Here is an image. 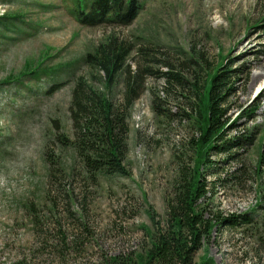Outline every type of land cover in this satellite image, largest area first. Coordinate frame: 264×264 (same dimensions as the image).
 <instances>
[{
    "label": "rangeland",
    "instance_id": "374dc122",
    "mask_svg": "<svg viewBox=\"0 0 264 264\" xmlns=\"http://www.w3.org/2000/svg\"><path fill=\"white\" fill-rule=\"evenodd\" d=\"M75 2L0 0V17L22 16L0 21V84L9 75L18 80L26 63L31 70L43 63L45 70L38 79L0 85V161H14L16 145L31 139L27 125L38 133L37 154L22 173L28 176L23 194L18 186L0 198V264H107L139 250L143 226L152 224L150 208L164 218L167 190L179 166L190 164V143L199 131L186 114L196 98V72L202 78L200 66L208 64L244 67V82L230 102L240 131L229 137L255 132L257 142L213 157L218 175L206 176L214 197L205 217H250L258 205L261 213L264 163L262 176L254 172L264 152V0L147 1L127 27L83 26L72 15ZM112 38L130 52L109 91L126 128L129 175L89 178L70 145L69 106L80 78L104 91L83 57ZM172 73L182 83L167 76ZM135 75L141 96L130 106L127 81ZM246 109H254L252 123L243 119ZM239 169V185L219 181ZM206 259L264 264V224L217 226L195 264Z\"/></svg>",
    "mask_w": 264,
    "mask_h": 264
},
{
    "label": "trees",
    "instance_id": "16d2710c",
    "mask_svg": "<svg viewBox=\"0 0 264 264\" xmlns=\"http://www.w3.org/2000/svg\"><path fill=\"white\" fill-rule=\"evenodd\" d=\"M147 1L153 0H76L71 11L77 22L86 27H127L137 20ZM20 17H0V21L17 20ZM129 55L130 52L123 46L116 45L114 38L100 45L95 52L87 53L83 60L93 68L95 75L92 74V77L102 80L104 91L84 78H80L72 90L69 113L75 135L70 145L89 178L97 175H129L124 164L127 154L123 143L126 134L124 120L109 96L112 82L125 68ZM43 66L41 63L31 70L30 64L26 63L25 71L21 72L18 80L27 76L38 79L45 73ZM200 67L204 75L202 73V78H199L200 74L196 72L198 76L193 86L196 98L186 114L199 131L198 137H193L190 143V164L179 166L167 190L164 218H160L150 208L148 214L152 224L143 226L146 238L139 250L125 256L112 257L107 264H195L196 254L203 249L205 242H209L217 226L231 227L242 223L253 228L257 223L264 224V210L261 213L258 210L262 205L254 208L250 212L253 216L250 217L247 214L238 219L218 214L213 218L205 217L214 197L206 176L218 175L213 157L228 153L235 155L238 150L255 145L257 134L243 131L229 137L233 131L239 130L236 120L232 122L230 102L244 82V67L237 68L233 61L219 64L215 68L211 64ZM101 75H104V81ZM167 76L180 83L183 81L178 74ZM14 78V75H9L5 79L8 81L0 85L18 81H14ZM139 79V75L128 77L125 100L130 106L140 99ZM253 110L246 109L244 112L243 119L249 123L256 119L252 116ZM263 163L264 152L261 151L255 175L262 176ZM242 177L239 169L219 181L239 185ZM260 190L261 194L262 191L264 193V186ZM201 264L215 263L206 259Z\"/></svg>",
    "mask_w": 264,
    "mask_h": 264
},
{
    "label": "clouds",
    "instance_id": "9594fccd",
    "mask_svg": "<svg viewBox=\"0 0 264 264\" xmlns=\"http://www.w3.org/2000/svg\"><path fill=\"white\" fill-rule=\"evenodd\" d=\"M25 134L31 139L26 138L25 141L16 145L15 160L12 162L0 161V198L7 197L18 186L17 194H23L25 190L23 186L26 184L28 176L22 173L26 172L30 162L37 154L38 146L33 141L38 139V133L32 125H27ZM10 164H15L16 168H12ZM10 176H14L15 179H10Z\"/></svg>",
    "mask_w": 264,
    "mask_h": 264
},
{
    "label": "bare ground",
    "instance_id": "6f19581e",
    "mask_svg": "<svg viewBox=\"0 0 264 264\" xmlns=\"http://www.w3.org/2000/svg\"><path fill=\"white\" fill-rule=\"evenodd\" d=\"M260 77H261V76H257V77L253 80V82H255L256 80H259Z\"/></svg>",
    "mask_w": 264,
    "mask_h": 264
}]
</instances>
